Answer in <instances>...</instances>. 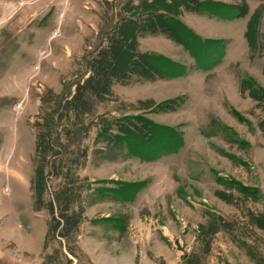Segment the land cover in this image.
Here are the masks:
<instances>
[{"label":"rangeland","instance_id":"1","mask_svg":"<svg viewBox=\"0 0 264 264\" xmlns=\"http://www.w3.org/2000/svg\"><path fill=\"white\" fill-rule=\"evenodd\" d=\"M104 1L0 0V99L5 102L0 107V236L13 238L7 241L12 249L26 242L28 249H42V263L49 215L32 206L31 123L39 114L40 95L47 89L71 90V82L84 72L83 55L124 13V1L109 0L112 8ZM242 27L240 19L235 31ZM157 39L143 40L139 49L175 56L190 74L158 80L166 90L150 89L153 79L130 74L112 86L117 100L100 104L97 114H106L113 124V118L141 115L176 127L182 146L145 160L124 145L106 144L98 136L100 127L90 128L80 143L87 147L85 163L76 169L91 184L78 230L84 256L73 257V264H150L149 259L160 264L164 257H179L182 264L190 252L202 253L199 226L219 218L229 226L211 237L203 264H263L264 130L259 124L264 109L253 96L261 98L264 91V53L256 48L249 54L245 38L228 41L217 66L193 72L181 45ZM10 62L7 73L9 66L1 70ZM171 98L174 106L154 110ZM57 182L49 179L45 194ZM119 183L126 184L122 198L110 192ZM55 246L51 242L46 252Z\"/></svg>","mask_w":264,"mask_h":264},{"label":"trees","instance_id":"2","mask_svg":"<svg viewBox=\"0 0 264 264\" xmlns=\"http://www.w3.org/2000/svg\"><path fill=\"white\" fill-rule=\"evenodd\" d=\"M121 1H124V13H118L114 24L100 31L97 44L83 55V74L71 82L69 91L55 93L47 89L40 95L39 114L31 123L34 131L35 163L29 185L32 206L35 211L45 209L49 215L43 242V264H73V257L79 259L84 256L78 246V230L85 219L84 192L91 189V184L87 178H80L76 169L85 163L87 147L81 148L80 143L91 127H100L98 136L106 144L115 147L124 145L129 148L128 153L141 156L145 160H153L182 146L181 131L176 127L156 123L141 115L113 118L116 121L113 124V121L107 122L106 114H97L100 104L117 100L112 86L122 82L130 74L153 79L157 76L174 78L186 73L184 64L173 61L162 53L140 50L138 33H160L181 44L201 69L215 66L225 54L223 40L203 38L184 24L177 15L159 13L158 8L167 6L164 4L165 0H140L137 6H134L133 0ZM104 2L112 8L109 0ZM182 2L186 8L217 13L225 17L231 16L229 13H232V16H243L247 12L244 1L231 7L212 0ZM254 23L257 29L256 21ZM248 25L252 26L251 23ZM256 48L254 49L258 52L263 51L264 42L263 45L259 42ZM16 49L17 46L12 54ZM8 66L9 63H5L1 70H6ZM261 96L253 97L258 101L257 105L264 109V91ZM174 103L175 100L171 98L157 103L153 108L156 111L163 110L171 104L174 106ZM4 104V99H0V107ZM138 104L146 106L147 103ZM259 126L264 130V118ZM51 178L57 179L58 182L50 195H47V181ZM117 185L120 186L110 189V192L113 196L122 198L126 184ZM134 191L135 189L130 190L131 194ZM219 220L222 221L219 218L210 222L207 227L199 226L197 238L203 241L202 253L198 255L195 251L190 252L184 257L182 264H203L202 257L210 250L211 237L220 227L229 226L228 223H219ZM259 224L260 228L264 229L263 219ZM51 242H55L56 246L51 252H46ZM253 251L261 254L260 249ZM160 264L166 263L162 261Z\"/></svg>","mask_w":264,"mask_h":264},{"label":"crops","instance_id":"3","mask_svg":"<svg viewBox=\"0 0 264 264\" xmlns=\"http://www.w3.org/2000/svg\"><path fill=\"white\" fill-rule=\"evenodd\" d=\"M139 1L140 0H133L134 6H137ZM147 1H151V0H147ZM212 1L223 3L227 5V7L236 6L242 1H244L247 6V12L243 16H232V13H229L228 15H231V16L225 17L217 13H210V12L186 8L182 0L180 1L179 0H174V1L165 0L164 4L167 5L166 8H158L157 10L159 11V13L167 12V13H173L177 15L184 24H186L196 34H198L199 36L203 38L223 40L225 47L227 46L228 41L240 40L241 38H245L246 43L248 45L249 54H251L250 52L255 50L254 48L257 47L259 42H261L263 45V42H264V0H212ZM257 18H258V21H257ZM240 19H242L243 21V27L241 29V32H240V29L238 31H235L236 24L240 21ZM30 20L33 21V18H31ZM255 21L258 25L257 29L255 28V23H254ZM249 23H251L252 26L251 25L249 26L248 25ZM24 30L25 29H23L22 31ZM143 37H147V39H143ZM153 38L156 40H158L157 38H165V39H168L174 42L173 40L169 39L168 37L160 33L150 34L147 32H139L137 35L139 46L141 47H142L143 40L146 43L151 42V41L155 42ZM158 44H163V46L166 47L165 44L167 43L163 39H160V42ZM178 45H181V44H178ZM19 47H20V44L18 45L16 51L19 49ZM16 51L14 52V54L16 53ZM151 51L161 53L159 50H155V49L153 50L151 49ZM225 52H226V48H225ZM261 53L263 54L264 50ZM167 57H169L173 61H176L179 63L181 62V60L175 56H167ZM183 57L185 60H192L194 64V68H195L193 72H195L196 70L209 71V69L198 68L196 66L195 60L190 54L188 57L189 59L184 55ZM219 63H217L215 66H217ZM10 66H11V62L9 64V67L6 73L8 72V70H10ZM188 74H190V71H188L187 69L186 73L182 76H185V75L187 76ZM182 76H178V77H182ZM178 77H174V78H178ZM174 78H161L157 76L153 78V82L155 85H153V87L150 89L158 90L157 88H159V89L166 90L163 86L160 85L161 83H157L158 80L174 79ZM10 240H13V238L9 239V238L0 236V264H43L40 258L42 249H28L27 248V246H29L28 242L23 243L25 246H22V244L19 245V249H12V248H9L7 244V241H10ZM163 259L165 260L166 264H177L178 262H180L179 257L178 259H176L177 261L171 260L170 257L168 258L164 257ZM149 261L151 262L150 264H157L155 260L151 261V259H149Z\"/></svg>","mask_w":264,"mask_h":264}]
</instances>
